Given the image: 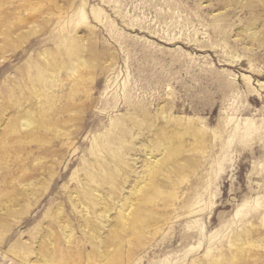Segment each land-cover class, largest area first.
Listing matches in <instances>:
<instances>
[{
    "label": "rangeland",
    "instance_id": "obj_1",
    "mask_svg": "<svg viewBox=\"0 0 264 264\" xmlns=\"http://www.w3.org/2000/svg\"><path fill=\"white\" fill-rule=\"evenodd\" d=\"M263 209L264 0H0V264H264Z\"/></svg>",
    "mask_w": 264,
    "mask_h": 264
},
{
    "label": "bare ground",
    "instance_id": "obj_2",
    "mask_svg": "<svg viewBox=\"0 0 264 264\" xmlns=\"http://www.w3.org/2000/svg\"><path fill=\"white\" fill-rule=\"evenodd\" d=\"M76 17H77V20H75V22L76 21H78L77 23H80L81 21H84L85 19H86V15H85V12H84V6L82 5V6H80L79 7V9H78V11L76 12ZM43 70V69H42ZM246 129H249L248 127H246ZM246 131V130H245ZM256 205V204H255ZM252 208V207H251ZM256 208L257 209H261V208H263V206H262V204L260 203V204H257L256 205ZM264 210V209H263ZM239 212V211H238ZM253 212V211H252ZM259 216V215H258Z\"/></svg>",
    "mask_w": 264,
    "mask_h": 264
}]
</instances>
